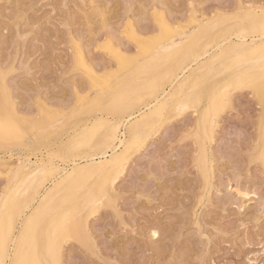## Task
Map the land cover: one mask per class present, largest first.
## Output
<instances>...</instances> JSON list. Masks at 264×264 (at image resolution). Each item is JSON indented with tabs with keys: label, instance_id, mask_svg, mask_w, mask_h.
Instances as JSON below:
<instances>
[{
	"label": "rangeland",
	"instance_id": "rangeland-1",
	"mask_svg": "<svg viewBox=\"0 0 264 264\" xmlns=\"http://www.w3.org/2000/svg\"><path fill=\"white\" fill-rule=\"evenodd\" d=\"M251 7L264 0H0V118L26 139L0 147V205L26 157L32 168L64 167L76 153L66 135L121 119L94 107L128 77L113 50L141 60L135 37L154 43L164 22L179 38L202 35L214 18L233 24ZM243 87L211 132L199 126L204 105L156 121L82 205L80 238L61 242L59 264H264V101Z\"/></svg>",
	"mask_w": 264,
	"mask_h": 264
},
{
	"label": "bare ground",
	"instance_id": "bare-ground-1",
	"mask_svg": "<svg viewBox=\"0 0 264 264\" xmlns=\"http://www.w3.org/2000/svg\"><path fill=\"white\" fill-rule=\"evenodd\" d=\"M214 19L206 22L209 27L202 35L198 29L199 32L179 38V32L164 22L154 39L156 42L135 37L141 60L137 56L129 58L121 49L114 48L117 65L128 70V77L121 78L124 81H120L117 91H111L113 94L107 97L103 95L94 107L121 119L85 121L80 129L76 127L78 130L66 135L62 145L70 153L76 152L66 158L71 161L66 166L46 159L32 168L28 156L18 171L11 174L13 181H18H11L13 185L2 196L0 205V264H59L61 242L73 237L72 234L80 238L82 205L94 199L93 191L106 188L105 180L114 177L116 165L153 131L156 121L182 106L200 109L204 105L199 126L211 132L224 100L228 103L235 89L251 87L254 95L264 101V9L251 7L246 16L238 18V22L234 19L233 24H227L228 18ZM80 64L87 66V59ZM224 73L226 76L217 81ZM95 79L103 81V77ZM12 121L0 118V147L10 149L26 140ZM97 155L101 159L97 160Z\"/></svg>",
	"mask_w": 264,
	"mask_h": 264
},
{
	"label": "snow or ice",
	"instance_id": "snow-or-ice-1",
	"mask_svg": "<svg viewBox=\"0 0 264 264\" xmlns=\"http://www.w3.org/2000/svg\"><path fill=\"white\" fill-rule=\"evenodd\" d=\"M226 102H227V101H226V100H224V103H225V104H226Z\"/></svg>",
	"mask_w": 264,
	"mask_h": 264
}]
</instances>
